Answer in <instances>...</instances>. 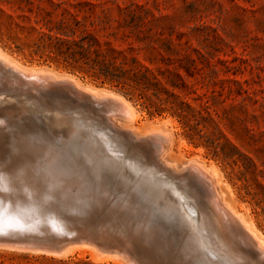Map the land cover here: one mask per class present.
Listing matches in <instances>:
<instances>
[{"label": "rangeland", "instance_id": "obj_1", "mask_svg": "<svg viewBox=\"0 0 264 264\" xmlns=\"http://www.w3.org/2000/svg\"><path fill=\"white\" fill-rule=\"evenodd\" d=\"M76 21L80 23L77 29ZM65 25L75 29V37L83 31L95 36L102 49L105 42L116 49L133 44L132 56L177 98L174 106L186 102L192 110L183 112L184 118L170 110L157 114L135 96L133 100L125 97L137 111V128L144 130L157 122L168 123L174 139L170 160L185 162L199 157L206 165L215 166L230 202L264 233V0H0L2 51L24 67H45L58 74L71 75L85 86L117 91L109 85H100L99 81H93L61 60H51L53 43L49 38L59 37L63 33L61 26ZM161 98L166 99L167 95L162 93ZM28 106L41 113L35 96ZM42 106L50 110L51 105L45 100ZM98 115L96 124L89 122L88 126L101 128L103 136L88 132L86 136L91 144L68 146L65 140L69 128L73 127L72 121L66 119L61 123L53 119V126L40 135V140L53 145L39 146L35 151L19 155L10 152L15 160L3 162L14 168L26 165L18 163L28 159L39 166H47L53 170L52 180L48 181L53 185L59 182L67 197L74 196L79 202L84 199L80 200L69 185L71 180L79 179L69 170L55 171L50 159L53 153L61 154L59 142L64 141V150L72 152L76 148L83 159H93L87 152L98 158L108 152L110 155L106 157H115L111 161L115 164L113 168L119 167L124 157L150 168L151 157L147 150L139 149L138 155H132L133 149L126 145L114 150L117 141L111 139L114 132L106 124V118L100 112ZM30 137L37 139L38 135ZM0 143L5 145L6 137ZM62 155L65 162H75L71 155ZM117 167L112 174L111 201L122 197L137 179L134 176V182L131 180L126 186L127 173L117 171ZM91 193L102 209L99 191L92 188ZM122 208L120 205L118 210ZM148 208L154 213L151 209L147 212L163 223L165 231L180 235L185 232V229L179 230L181 223L175 214L159 213L152 204H148ZM98 221L96 216L88 221L85 219L91 226H96ZM145 221H142L144 226ZM164 227L160 226L156 232L162 235ZM194 244L197 258L204 263L230 264L227 255L224 260L211 257L198 239L195 238ZM89 253L55 258L0 249V264H121L115 263L120 262L115 259L95 262Z\"/></svg>", "mask_w": 264, "mask_h": 264}, {"label": "bare ground", "instance_id": "obj_2", "mask_svg": "<svg viewBox=\"0 0 264 264\" xmlns=\"http://www.w3.org/2000/svg\"><path fill=\"white\" fill-rule=\"evenodd\" d=\"M30 85L36 95L31 94V89L25 90V87ZM50 87L63 88L80 98L86 96L97 104L100 114L106 118V124L114 132L111 139H117L114 150H120V142L133 149L132 155H138L136 151L145 149L152 158L146 161L150 162L151 167L148 168L145 163H136V160L130 162L132 158L124 157L122 164L116 167L117 171L127 173L125 185L135 179L134 176L137 179L135 182L132 180L133 186L126 188L122 197L111 201L112 174L116 171V167L113 168L115 164L111 161L115 157H106L107 154L110 155L106 152V155L104 153L98 158L87 152L93 159H83L76 152V148L71 150L72 152L64 150V142H59L57 145L61 154L53 153L50 159L54 162L55 171L69 170L75 179H79L71 180L69 185L80 200L84 199L82 205H87V208L94 207L91 209L94 213L89 215L86 221L91 220L100 211L108 212L109 218L99 220L96 226L88 225L84 219L81 221V228L77 229L78 236L57 241L53 246L0 243V249L55 258L90 252V257L95 262L115 259L120 261L115 263L121 264H206L197 258L194 244L196 238L208 250V256L221 257L224 260L227 255L230 264H264V233L260 232L251 218L237 210L230 202L219 170L212 164L206 165L199 157H192L185 162L170 160L174 139L168 123L161 121L140 130L136 126L139 120L136 109L122 96L93 86H85L71 75L58 74L52 69L24 67L0 49V142L5 137L7 139L5 145L0 143V164L5 183L9 186L15 183L34 186L37 173L46 181L52 180L53 170L37 165L36 161L26 159L27 162L18 163L26 165H17L14 168L3 162L5 159L15 160V155L11 156L10 152L19 155L35 151L39 146L53 145L50 140L51 143L48 144L40 140L38 134L37 139L30 137L31 134L35 135L33 131L53 126V119L64 123L65 117L51 109L53 107L48 110L42 106L43 101L47 99L41 92ZM33 96L40 103L41 113L32 111L29 106L27 108ZM3 116L4 120L1 119ZM32 116L41 122V128L32 123ZM101 132L102 129L96 127L95 130H90L89 134L102 137ZM62 154L71 155L75 162H65ZM36 157L38 159V154ZM118 158L116 157V160ZM90 180L93 181L89 183ZM92 188L99 191L102 209L91 193ZM68 198L70 201L66 202L80 203L74 196ZM148 204H152L154 210L159 209V213L162 211L175 214L181 223V228H176L185 229V232L181 235L168 232L160 221L152 223L156 217L147 212ZM120 205L123 208L118 210ZM151 211L154 213L152 209ZM130 212L140 221H131L132 218L128 217ZM144 219L145 225H151V231L145 232L142 229L140 232ZM154 225L158 227L155 228ZM159 225L164 227L161 229L162 235L156 232L160 228Z\"/></svg>", "mask_w": 264, "mask_h": 264}, {"label": "water", "instance_id": "obj_3", "mask_svg": "<svg viewBox=\"0 0 264 264\" xmlns=\"http://www.w3.org/2000/svg\"><path fill=\"white\" fill-rule=\"evenodd\" d=\"M28 89H31L29 90L31 94L36 93L31 85L25 87V90ZM113 92L125 98L121 93ZM41 93L45 94L47 101L52 103L51 109L60 112L65 117L64 120L67 119L73 123V127L68 130L66 143L73 146L82 143L91 144V140L86 135L90 130H95L88 124L89 122L96 124L95 118L99 116L100 109L97 104L86 96L77 97L63 88L50 87ZM87 114L91 119L87 117ZM32 117V123L40 127L41 122L39 123L35 116ZM50 127L47 129L44 127L33 133L40 136ZM59 137L63 140L62 136ZM120 143L119 147L122 148V144L125 145V143ZM1 168L2 164H0V233L3 235H0V243L53 246L57 241L70 240L78 236L77 229L81 228V221L93 214L91 209L94 207L87 208V205H82L84 201H80L79 204L70 203L59 182L52 185L37 173L34 186H22L21 183V185L15 183L9 186L4 182ZM67 200L69 201L66 202ZM130 213L128 217L132 218L131 221L137 220V216L133 212ZM109 216V213L105 211L96 215V219L101 220ZM154 221L159 222L157 218H153L152 223ZM146 227L151 229V225L146 224L140 228V232Z\"/></svg>", "mask_w": 264, "mask_h": 264}, {"label": "trees", "instance_id": "obj_4", "mask_svg": "<svg viewBox=\"0 0 264 264\" xmlns=\"http://www.w3.org/2000/svg\"><path fill=\"white\" fill-rule=\"evenodd\" d=\"M74 26L77 29L80 23L76 21ZM61 30L63 33H59V37L49 38L53 43L51 60H61L93 81H99L100 85H109L129 100L135 96L148 110L153 109L157 114L170 110L184 118L183 112L192 111L186 102H178V106H174L177 98L132 56L135 51L132 43H128L125 49H116L105 42L102 49L98 39L85 31L75 37V29L69 25L61 26ZM162 93L167 95L166 99L161 98Z\"/></svg>", "mask_w": 264, "mask_h": 264}, {"label": "snow or ice", "instance_id": "obj_5", "mask_svg": "<svg viewBox=\"0 0 264 264\" xmlns=\"http://www.w3.org/2000/svg\"><path fill=\"white\" fill-rule=\"evenodd\" d=\"M0 123H2V122H0ZM0 235H3V233H0Z\"/></svg>", "mask_w": 264, "mask_h": 264}]
</instances>
